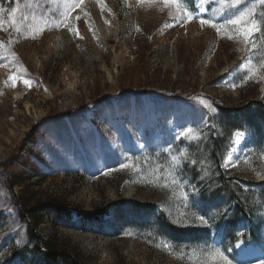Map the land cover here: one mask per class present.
Instances as JSON below:
<instances>
[{
	"label": "rangeland",
	"instance_id": "rangeland-1",
	"mask_svg": "<svg viewBox=\"0 0 264 264\" xmlns=\"http://www.w3.org/2000/svg\"><path fill=\"white\" fill-rule=\"evenodd\" d=\"M262 17L264 0H0V264H49L35 219L82 264H223L208 249L237 264L233 243L212 245L228 202L204 205L194 180L213 160L252 194L264 244V33L240 35ZM235 108L262 131L239 150L220 119ZM48 198L58 219L31 212Z\"/></svg>",
	"mask_w": 264,
	"mask_h": 264
},
{
	"label": "trees",
	"instance_id": "trees-1",
	"mask_svg": "<svg viewBox=\"0 0 264 264\" xmlns=\"http://www.w3.org/2000/svg\"><path fill=\"white\" fill-rule=\"evenodd\" d=\"M259 112H261V115H264V109H259ZM220 119L224 120L222 121V127L224 129H231L233 134L235 132L250 131L252 138L257 139V132H262L260 131L261 126L257 128L258 125L255 122V116L247 115V113H244L241 108L231 110L222 109ZM244 125H247L251 129L244 127ZM212 142L215 149L222 146L219 140H213ZM255 147H257L256 143ZM213 163L215 171H212L211 174H208L201 181H199L196 176H194V180L196 181V186L200 191V199L204 205H210L213 203L214 198L219 197H223L229 204L227 208L229 213L223 215L221 219L218 215L214 216V222L216 223L214 224V228L219 229L224 226L225 240L233 244L240 240L256 242L259 238L258 231L261 229L263 222L260 219L259 211L255 208L254 203H252L251 197H248V194H252L250 192L243 193L240 186L233 180L230 181L226 174L220 172V169L219 172H217L218 167L214 160ZM214 180L216 181L215 186H213ZM263 188H261V190ZM34 205H36L35 208L31 210V212L35 214L34 216L39 214V211L42 212L41 214L49 215L50 212H56L59 210L56 213V217L54 215L55 219H58L59 213L64 212L61 211V205L56 198H48L46 201H39V203H35ZM35 220L36 222L34 221L31 223V228L29 229L31 244L35 248V253L33 255L35 259H41L49 264H82L79 258L73 253L68 252L67 249L62 251L59 250L53 240H44L37 233L39 221L38 219ZM239 223H246L248 226L246 231L250 234L248 236L249 239L243 238V235L236 233L235 227ZM230 228H233L235 232L230 231ZM206 235L208 237L209 232ZM23 260L25 259L23 258Z\"/></svg>",
	"mask_w": 264,
	"mask_h": 264
},
{
	"label": "snow or ice",
	"instance_id": "snow-or-ice-1",
	"mask_svg": "<svg viewBox=\"0 0 264 264\" xmlns=\"http://www.w3.org/2000/svg\"><path fill=\"white\" fill-rule=\"evenodd\" d=\"M81 2H82V0H81ZM163 2L165 3V5H168L170 3H174L175 0H163ZM235 3L239 4L240 0H235ZM16 12H17L16 8L11 9L12 14H15ZM244 15H245V13H241L239 19H230L228 21V23L239 24V23H241ZM9 18L11 19L12 16L10 15ZM261 22L264 23V17L261 18ZM200 23L202 25L208 24L209 26L215 27V24L211 20L201 19ZM0 29H2V25H0ZM217 31H219V29H217ZM258 32L264 33V27H262L260 24H258V22L255 18H250L249 22L242 24L240 35L244 38V41L252 44L255 41L256 33H258ZM229 39H231V37H229ZM26 83H27V81H26ZM197 131L198 130H196V129H187L182 133V135L184 136L185 139H188V134L190 132H197ZM236 137L237 138L234 140V143L237 145V150H239V145L241 143V140L244 138V134L238 132V133H236ZM199 138L200 137H197V139H199ZM189 143H191V140H189ZM195 163H196V161L193 160L192 164L195 165ZM122 167H129V165L125 164V165H122ZM173 183H177V181L175 179H173ZM196 218L198 220H200L201 223H203V224H206L208 222L206 220V218H204L203 216H197ZM165 247H167V245H165ZM207 255L210 259H217L218 258L220 261L223 262V264H229L227 259L224 257V255L222 253L219 252L218 249H208Z\"/></svg>",
	"mask_w": 264,
	"mask_h": 264
},
{
	"label": "bare ground",
	"instance_id": "bare-ground-1",
	"mask_svg": "<svg viewBox=\"0 0 264 264\" xmlns=\"http://www.w3.org/2000/svg\"><path fill=\"white\" fill-rule=\"evenodd\" d=\"M106 34H102L98 37V43L102 44V39H105ZM54 48L61 49L65 46L63 36L56 35L54 37ZM52 43V42H51ZM15 97H18L16 95ZM214 246L220 245V238L217 236L214 238ZM236 262L237 264H263L264 263V244L263 243H250L243 244L238 242L235 244ZM231 253V252H230Z\"/></svg>",
	"mask_w": 264,
	"mask_h": 264
}]
</instances>
